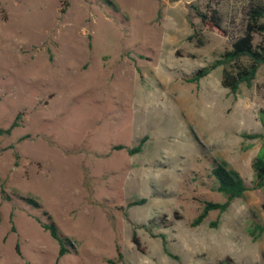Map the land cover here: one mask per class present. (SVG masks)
I'll return each instance as SVG.
<instances>
[{"label":"rangeland","instance_id":"obj_1","mask_svg":"<svg viewBox=\"0 0 264 264\" xmlns=\"http://www.w3.org/2000/svg\"><path fill=\"white\" fill-rule=\"evenodd\" d=\"M257 1L0 0V127L22 113L0 134V264H264V65L235 93L222 66L189 81ZM218 162L249 189L194 225L226 200ZM45 213L71 239L61 257Z\"/></svg>","mask_w":264,"mask_h":264},{"label":"trees","instance_id":"obj_2","mask_svg":"<svg viewBox=\"0 0 264 264\" xmlns=\"http://www.w3.org/2000/svg\"><path fill=\"white\" fill-rule=\"evenodd\" d=\"M261 1L262 0H258L257 3L250 8L244 33L233 40L231 47L225 50L218 60L211 65L198 70V72L189 79L190 82L198 81L201 77L208 75L210 70L218 66H222V85L225 88H228L231 92H237L242 84H246L248 86L252 85L259 68L264 65V5ZM107 3L109 5H113L112 0H107ZM1 13L3 18H7L3 9H1ZM201 16L204 21L209 19L214 26L222 29V19L218 10L213 9L210 17L207 13H201ZM257 34L261 37V40L258 43H255V36ZM262 113H264V110L261 111V115ZM21 118L22 113H18L7 128L0 127V134H11L16 127L20 126ZM261 120L264 128V118H261ZM262 136L264 137V132L250 135V137ZM144 140L145 139L133 148L123 144L115 145L113 148L118 150L126 149L130 154H134L141 151ZM260 153L256 156L253 162L255 173L254 188L264 187V157L261 156ZM212 172L218 181V190L225 194L226 200L224 202H205L202 211L193 222L194 225L203 222L212 210H219L220 212L226 211L236 198L242 197L249 189L240 172L229 167L225 162H218L214 165ZM2 197L4 199L9 198V196L5 194L4 190H2ZM24 200L30 204L38 206V201L34 198L25 197ZM143 202H145V199L131 202L130 205L132 206ZM45 214L47 216L46 221H42L40 218H37V221L45 230L49 231L50 235L54 239L59 242L60 248L58 256L61 257L69 252L67 246L72 245L71 239L61 233L58 224L53 220L50 214ZM134 241L137 242L135 234ZM17 248H19V246ZM109 264L116 263L113 260H109Z\"/></svg>","mask_w":264,"mask_h":264}]
</instances>
